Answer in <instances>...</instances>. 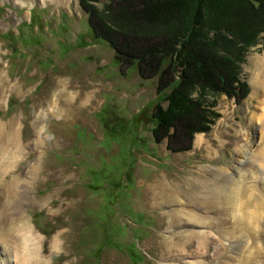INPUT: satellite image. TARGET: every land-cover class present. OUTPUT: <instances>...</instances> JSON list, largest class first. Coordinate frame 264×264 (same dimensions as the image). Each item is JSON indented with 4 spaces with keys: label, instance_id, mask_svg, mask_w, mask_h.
Here are the masks:
<instances>
[{
    "label": "rangeland",
    "instance_id": "374dc122",
    "mask_svg": "<svg viewBox=\"0 0 264 264\" xmlns=\"http://www.w3.org/2000/svg\"><path fill=\"white\" fill-rule=\"evenodd\" d=\"M30 1L0 0V124L15 123L20 144L14 171L0 175V212L4 179L25 176L14 199L27 190L17 204L39 237L35 264H264V139L251 123L264 119L262 38L241 64L243 97L208 93L206 131H166L154 119L170 90L161 75L146 79L95 38L80 0ZM161 182L179 203L155 197ZM234 182L253 229L230 205ZM214 189L220 203L206 207ZM182 207L209 226L173 212Z\"/></svg>",
    "mask_w": 264,
    "mask_h": 264
},
{
    "label": "trees",
    "instance_id": "16d2710c",
    "mask_svg": "<svg viewBox=\"0 0 264 264\" xmlns=\"http://www.w3.org/2000/svg\"><path fill=\"white\" fill-rule=\"evenodd\" d=\"M80 3L89 15L95 38L138 64L139 74L146 79L161 75L160 91L170 88L162 100L167 102L166 108L157 107L154 116L166 131L192 123L198 127H190L191 131H206L204 114L215 115L212 102L206 100L208 93L243 97L246 87L239 79L241 64L251 46L260 38L264 42V0Z\"/></svg>",
    "mask_w": 264,
    "mask_h": 264
},
{
    "label": "bare ground",
    "instance_id": "6f19581e",
    "mask_svg": "<svg viewBox=\"0 0 264 264\" xmlns=\"http://www.w3.org/2000/svg\"><path fill=\"white\" fill-rule=\"evenodd\" d=\"M40 1L42 3H45L47 0H40ZM30 2L32 3L33 1L31 0ZM21 4L26 5V3H24V2H22ZM262 63H263L262 65H264V61ZM262 74H264V73H262ZM257 87H258L257 88L258 91H259V89H261L262 93L264 94V75L257 82ZM252 94H256V88L254 89ZM64 95H67V98H70V99L74 98L73 94L72 93L70 94V92L64 93ZM261 104L263 105V106L262 105L261 106H262V109L264 111V98L261 100ZM251 120H252L251 123H253V122L255 123V122L259 121V123L262 124L261 125V129H262V132H261L262 136L261 137H262V139H264V119L261 120V115L258 113H254L252 115ZM15 129H16L15 123H13V122H9L5 125L0 124V175H2V174L5 175V174L11 172V170L13 172L14 168L16 166L15 164L18 160V156H16V153L19 152L20 144H19L18 140L16 138H14L15 137ZM5 145H6V147L3 148V146H5ZM260 160L264 161V147H263V150H262V153L260 156ZM10 175L11 176L8 179L3 177V178H5L4 179V187L6 189V196H7L6 198L7 199L5 200V203L2 205L3 206L2 212H0V264H12L13 262H10L11 260L15 261V264H35V263L40 262L39 257H38L39 256V248H38L39 237L37 235L33 234V228L30 226L27 219H25V215L20 211V209L18 207L19 205L17 204L18 200H19L18 202H20V198H23L26 196L25 194L27 193V190H24L23 193L18 195L17 200L14 199V195H15L14 190L16 189V187L19 184H22V185L27 184L26 183L27 181H26L25 176H23V175H15L14 173L10 174ZM167 185L164 184L163 182H161L157 187L155 186V194H154L155 197L161 196L162 198H164V200H165L164 202L167 204L179 203L180 199H181L180 198L181 195H179V192L177 191L176 188L172 189L173 188V187H171L172 185H168V186ZM243 188L244 187L242 185H240V183L234 182V187H232L231 190L228 191V192H230L228 194L230 195V205L232 206V209L234 212L236 210V212H235L236 213L235 214L236 219L237 218L241 219V217L243 218L242 224H240L242 226H240V227H242L243 230H247L248 228L250 230V229L254 228L253 222H255L256 218L254 217V215L250 214L247 211V209L242 210V212H238V211H241V209H243V206H241L242 205L241 198L245 196V194L242 192ZM214 190L215 191H210L212 193V195H210L209 198H205L206 199V205H207V206L205 205L206 207H216V205L218 203H220V201H219L220 199L218 198V196L217 195L215 196V194H217L218 189L217 190L214 189ZM188 194H190V193H188ZM229 195L226 197H229ZM248 195L249 194H247L246 197L249 198ZM12 199L14 201H13L12 205H10V203L12 202ZM224 199H225V197H224ZM191 201H192V199H190V201H188V202H191ZM6 207H7V209H5ZM9 209L12 210V211H10V213L7 212ZM173 212L174 213L178 212V213L182 214L183 216L186 217V220H190L191 222L199 223V224L201 223V225H204L206 227L209 226L207 221H205V220L201 221V219L198 217V215L192 210L186 211L185 208L182 207L180 209H174ZM226 212H228V210H226ZM5 214H6V216H5ZM230 214L232 215V213H230ZM238 220L239 219H237V221ZM245 226L247 227V229H245ZM234 228H236V227H234ZM249 230H248V233H249ZM234 231H235V229H234ZM189 234H194L195 236H204L205 235V234H202L200 232H198V233L197 232L196 233L190 232ZM244 261H246L245 257H243V262ZM243 264H245V262ZM246 264H248V263H246ZM249 264H253V263L251 262Z\"/></svg>",
    "mask_w": 264,
    "mask_h": 264
}]
</instances>
